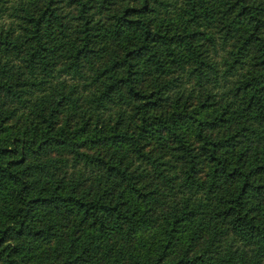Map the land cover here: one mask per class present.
I'll list each match as a JSON object with an SVG mask.
<instances>
[{
	"label": "trees",
	"instance_id": "1",
	"mask_svg": "<svg viewBox=\"0 0 264 264\" xmlns=\"http://www.w3.org/2000/svg\"><path fill=\"white\" fill-rule=\"evenodd\" d=\"M0 264H264V0H0Z\"/></svg>",
	"mask_w": 264,
	"mask_h": 264
}]
</instances>
